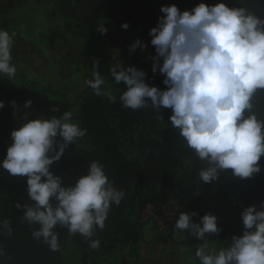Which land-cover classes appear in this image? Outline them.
<instances>
[{
	"label": "clouds",
	"instance_id": "clouds-1",
	"mask_svg": "<svg viewBox=\"0 0 264 264\" xmlns=\"http://www.w3.org/2000/svg\"><path fill=\"white\" fill-rule=\"evenodd\" d=\"M160 11L164 15L149 32L156 53L152 71L158 69L164 75L167 88L149 86L143 70L111 67L110 76L126 88L119 97L122 106L134 111L148 105L157 112L171 109L172 128L207 165L198 173L203 183L217 181L229 169L236 177L251 178L261 171L258 162L264 157V120L253 111L255 95L264 91V19L245 7L229 8L224 3H200L183 12L175 5L162 6ZM122 27L127 29L128 25ZM99 31L106 34L107 29ZM15 35L0 28V76L16 75L12 62ZM138 47L143 51L147 45L136 40L130 51ZM98 67L97 59L92 78L84 83L96 96L107 95L115 102L116 98L104 91L105 79ZM10 104L16 107L15 101ZM30 104L26 102L25 108ZM4 107L0 101V109ZM72 115L66 111L59 118L32 120L22 116L24 123L11 132L12 143L0 163L11 176L26 177L27 197L34 203H17L15 207L23 210L22 220L39 225L32 237L54 252L59 250L54 231L57 225L67 228L70 235L84 237L92 250L98 249L101 241L92 239L94 231H103L111 206H119L125 196L113 186L99 162H91L87 173L68 187L50 171L68 145L86 135V129L72 122ZM57 137L63 141L58 151L54 147ZM260 209H244L243 234L232 236L231 243L215 254L206 251L205 236L220 232L216 216L206 214L196 223L195 213L181 212L174 231H187L204 241L195 252L199 264H264V203ZM0 227L11 235L7 220Z\"/></svg>",
	"mask_w": 264,
	"mask_h": 264
},
{
	"label": "trees",
	"instance_id": "trees-1",
	"mask_svg": "<svg viewBox=\"0 0 264 264\" xmlns=\"http://www.w3.org/2000/svg\"><path fill=\"white\" fill-rule=\"evenodd\" d=\"M131 1L55 0L52 16L95 28L114 19ZM239 1L241 5L235 2L225 5L229 8L245 7L264 19V0ZM7 7V3L0 0V13ZM0 28L9 32L7 19ZM139 70L147 74L145 82L149 86L166 90L167 86L163 84L165 77L159 70L152 74L143 68ZM111 81L110 93L116 98L115 102L110 101L107 95L99 97L83 93L85 98L80 105L79 126L87 130L86 135L77 139L75 144H69L60 158L69 162L76 180L87 173L91 162H99L113 186L125 193L119 206H111L103 231L98 228L94 231L92 239L101 241L96 250L114 252L119 247L138 246L143 240L145 227L141 222L143 209L149 204L163 205L171 198L176 199L186 213H195L193 221L196 223L206 214L217 217L220 232L206 234L208 243L241 236L244 231L241 212L249 206H255L259 211L264 203V157L258 162L261 171L251 178L236 177L229 169L221 173L217 181L203 183L198 173L207 165L172 128L169 121L171 109L161 108L157 112L151 105L135 111L126 109L119 100L126 90L125 85L116 84L113 78ZM0 101L5 105L0 109V159L6 158L7 148L12 143L11 132L24 123L22 116L27 115L29 120L59 118L64 112H71L72 108L68 100H52L4 76H0ZM11 101L16 102L15 108L11 106ZM29 101L30 106L25 108ZM148 103H151L150 100ZM253 104L258 119L264 120V91L257 92ZM53 108L59 111H53ZM124 138H129L136 145L139 152L136 159H129L124 154ZM61 143L62 138L57 137V144L54 145L57 151ZM79 143H84L89 149L74 151ZM66 151L71 152L70 157L65 155ZM17 203L22 206L34 203L27 197L26 177H19ZM134 211L139 216L137 221L133 220ZM23 214V210L15 206L4 209L0 202V223L7 220L12 230L8 235L7 230L0 227V251L4 253L0 256V264H65L60 246L69 234L67 228L55 227L59 250L54 252L32 237V232L39 225H29L20 218ZM227 217L231 218L232 224L228 223ZM185 236L187 245L191 247L204 244L187 231ZM72 238L80 250H92L81 235H72Z\"/></svg>",
	"mask_w": 264,
	"mask_h": 264
},
{
	"label": "rangeland",
	"instance_id": "rangeland-1",
	"mask_svg": "<svg viewBox=\"0 0 264 264\" xmlns=\"http://www.w3.org/2000/svg\"><path fill=\"white\" fill-rule=\"evenodd\" d=\"M7 3L8 7L5 11L0 13V26L5 19L8 20L9 33H15L14 48H20V50H28L32 57L40 56L47 53L48 49L55 45L73 47L74 45L87 47L90 46V50L93 57L100 56V50L103 48L102 36L99 29L105 27L102 23L97 27H86L77 24L76 22L64 18L52 16L55 0H3ZM151 1V0H150ZM147 0H132L122 10V16H127L129 13L138 14L141 13L145 18H152L164 14L160 11L165 1L169 0H154L158 8L153 10L154 6ZM235 2L236 5H241L239 0H197L198 6L200 3L212 6L218 3L228 4ZM163 4V5H162ZM193 5V7H195ZM192 7V8H193ZM148 16V17H147ZM157 21V20H155ZM157 24H155L156 27ZM108 30V28H106ZM147 47L145 50H141L139 47L133 52H127L122 54L124 56L122 64L119 67H135L138 70L143 68L142 60L145 55H149L148 52L153 50V46L150 44L152 37L146 35ZM69 49V48H68ZM155 50V49H154ZM153 62V61H151ZM149 63V61H148ZM162 64V63H161ZM122 68V69H123ZM158 70V69H157ZM99 73L105 79L104 91L111 92L112 81L111 76H108V71L104 68L98 70ZM149 74H152V67H148L146 70ZM16 75L22 76L20 72H16ZM15 75V76H16ZM14 76V77H15ZM9 78L7 76H4ZM10 79V78H9ZM85 95L96 96L92 89L84 92ZM80 93H72V122H79V111L82 98L85 96ZM106 96V95H102ZM79 149H89L84 143H79L74 151ZM122 150L129 159H136L139 156L138 149L134 142L129 138H124ZM72 152V150H71ZM70 151H66L67 157L71 156ZM4 159H0L2 163ZM51 171L55 176L62 178V186H72L76 180L74 170L70 167L69 162L59 160L51 166ZM18 185L19 177H13L0 168V202L4 209L13 208L18 201ZM137 212H133V220L137 221ZM139 219V218H138ZM229 224H232L230 217L226 219ZM177 231L173 237L161 236L154 232L153 245L156 250L157 260L160 259L161 263L165 264H199L198 258L195 256L196 250L202 245L191 247L187 245L185 239V231ZM231 243L229 240H219L207 244L206 251L209 254L218 253L221 247H227ZM60 254L65 260V264H138L140 253L137 248L134 247H119L114 252L107 250H80L75 244L72 235L68 234L66 239L60 246Z\"/></svg>",
	"mask_w": 264,
	"mask_h": 264
},
{
	"label": "crops",
	"instance_id": "crops-1",
	"mask_svg": "<svg viewBox=\"0 0 264 264\" xmlns=\"http://www.w3.org/2000/svg\"><path fill=\"white\" fill-rule=\"evenodd\" d=\"M150 3L154 6L153 10L158 8L156 1L151 0ZM163 4L165 6L175 5L183 12L185 10L190 11L193 5L197 4V0H169V2L165 1ZM161 16L157 12L156 17L149 19L141 13H129L127 16H122V13H120L114 19L104 22L108 30L106 34H102L99 38V40L102 39L101 44L103 45L99 57H93L94 53L91 52L90 46L77 47V45H74L73 47H67L55 45L51 46L47 53L36 57H32L28 50L22 51L20 48H14L13 46L12 62L22 76L16 75L10 79L31 88L37 93L44 94L52 100H68L72 103V93H80L78 96L80 97L89 89L84 81L92 78L94 60H99L98 70L104 68L108 71L111 67H119L125 56L122 57V54L131 52L130 46L136 40H140L144 45L147 44L146 35H149L150 30L155 27ZM123 24H127L128 28L124 29ZM145 53H149V55L143 56L142 64L144 69L148 70V67H153L151 61H153L152 57L156 53L154 48ZM160 63H162V60ZM153 234L154 231L145 226L142 242L136 247L130 246L137 248L140 253L138 264H165L164 262L161 263L160 259L157 260L156 250L153 248L152 242Z\"/></svg>",
	"mask_w": 264,
	"mask_h": 264
},
{
	"label": "built area",
	"instance_id": "built-area-1",
	"mask_svg": "<svg viewBox=\"0 0 264 264\" xmlns=\"http://www.w3.org/2000/svg\"><path fill=\"white\" fill-rule=\"evenodd\" d=\"M181 212H185L184 209L171 198L163 205H147L141 213V222L161 236L173 237L177 232L174 231L175 222Z\"/></svg>",
	"mask_w": 264,
	"mask_h": 264
}]
</instances>
